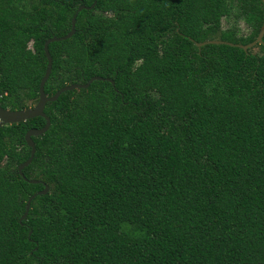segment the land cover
Listing matches in <instances>:
<instances>
[{
  "label": "trees",
  "instance_id": "16d2710c",
  "mask_svg": "<svg viewBox=\"0 0 264 264\" xmlns=\"http://www.w3.org/2000/svg\"><path fill=\"white\" fill-rule=\"evenodd\" d=\"M81 6L45 93L114 84L47 104L40 183L46 120L0 123V264H264V38L197 45L253 43L262 0H0L3 108L37 105Z\"/></svg>",
  "mask_w": 264,
  "mask_h": 264
},
{
  "label": "water",
  "instance_id": "95a60500",
  "mask_svg": "<svg viewBox=\"0 0 264 264\" xmlns=\"http://www.w3.org/2000/svg\"><path fill=\"white\" fill-rule=\"evenodd\" d=\"M262 2L264 5V0H262ZM95 5H96V2L92 5V7ZM83 9H86V6H81L78 9L77 13L74 15V17L72 19V24H71V31L66 36H64V37H52V38L48 39L44 44V52H45V56L47 57V60H48V67H47L46 73H45V75H44V77L40 83V98H39V102L37 103V105H35L34 107L21 109V110L5 109L0 105V123L1 124L14 125V124L26 122L28 120H31V119H34L37 117H43L46 120V125L43 128H41V129H30L27 132L26 137H25L27 145L31 148V155H30V158L26 162H24L23 164H21L18 167V172L21 175V177L24 178L25 181H28L31 184H37V183H40V181L27 179L23 173V170L32 163L34 156H35V153H36V144H35L33 138L43 136L49 130V128L51 126L50 117L45 113V108H46L47 104L50 102H55L56 100H58V98L63 93H65L67 91H72L76 88H88L94 81L107 80V81H110L112 84H114V81L111 79H104L102 77H93L86 84L75 83L72 85L65 86V87L61 88L60 90H58L51 97L47 96V94L45 93V85H46V83H47V81L51 75L52 68H53V58H52V55H51L50 50H49V45L51 43H54V42H60V41L67 40V39L71 38L76 33L77 14H78V12L82 11ZM263 38H264V22H263L262 28L260 30V33H259L257 39L253 43H250L248 45L233 44V43H229L226 41H220V40L205 41V42L197 43V45H198V47H202V46H205L208 44H226V45H230V46H236V47L242 48L245 51H247L248 49L252 48L253 46L257 45L258 43H262ZM48 192H49V186L45 185L44 190L38 192L37 195H45ZM35 196L36 195L32 196L29 199V201L27 202L26 211H25L23 217L21 218L20 222L27 219L30 208H31V202L35 198Z\"/></svg>",
  "mask_w": 264,
  "mask_h": 264
},
{
  "label": "rangeland",
  "instance_id": "374dc122",
  "mask_svg": "<svg viewBox=\"0 0 264 264\" xmlns=\"http://www.w3.org/2000/svg\"><path fill=\"white\" fill-rule=\"evenodd\" d=\"M223 23H224L223 24L224 25V28L227 27L228 24H226L225 20H224ZM241 28L243 30V33H248L249 32L248 28L245 26V23H243V22L241 23Z\"/></svg>",
  "mask_w": 264,
  "mask_h": 264
}]
</instances>
